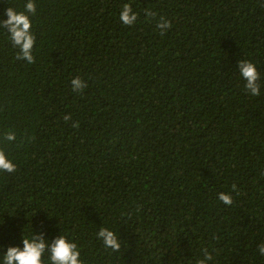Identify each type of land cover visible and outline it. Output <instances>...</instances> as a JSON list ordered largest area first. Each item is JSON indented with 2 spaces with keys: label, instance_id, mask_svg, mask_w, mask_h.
I'll list each match as a JSON object with an SVG mask.
<instances>
[{
  "label": "trees",
  "instance_id": "obj_1",
  "mask_svg": "<svg viewBox=\"0 0 264 264\" xmlns=\"http://www.w3.org/2000/svg\"><path fill=\"white\" fill-rule=\"evenodd\" d=\"M26 2L0 0V21ZM34 2V63L0 26V264L32 236L51 264L61 235L81 264H264V0Z\"/></svg>",
  "mask_w": 264,
  "mask_h": 264
},
{
  "label": "clouds",
  "instance_id": "obj_2",
  "mask_svg": "<svg viewBox=\"0 0 264 264\" xmlns=\"http://www.w3.org/2000/svg\"><path fill=\"white\" fill-rule=\"evenodd\" d=\"M36 15V5L34 0H27L24 5L23 12H17L13 7H9L6 10L7 20L0 21V26L7 28L11 33L10 39L14 47L19 48L17 55L18 60H26L29 64L35 62V58L32 54V50L36 43V38L31 32L32 23L29 15ZM152 15L150 12L148 13ZM120 21L125 26H132L137 21V15L133 13L130 4H124L120 12ZM157 27L161 30L160 35L164 36L167 29L172 27L170 21L161 18L157 23ZM240 77L245 81L244 87L246 91L252 96L260 95V74L256 69V66L247 60L239 61ZM72 91L82 93L87 87V83L79 76L74 77L71 81ZM64 121L67 123L71 121V116H64ZM74 128H78V124H73ZM9 141L15 140V136L9 134L6 137ZM16 171V165L9 160L4 151L0 150V172L12 173ZM233 189L235 185L232 186ZM218 199L226 206L231 205L233 200L231 196L221 192ZM97 237L101 239L104 245L115 251H119L120 244L118 238L113 231L107 228H102ZM23 250L19 247H9L7 254L4 257L3 264H42V256L45 253L47 245L45 244L43 237H25L22 239ZM51 264H81L80 252L77 250V244L70 242L66 236L61 235L51 244ZM261 254H264V244H261L258 248ZM211 259V257H207Z\"/></svg>",
  "mask_w": 264,
  "mask_h": 264
}]
</instances>
